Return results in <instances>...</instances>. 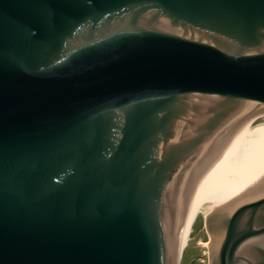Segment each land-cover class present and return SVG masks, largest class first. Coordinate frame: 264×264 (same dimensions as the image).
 I'll list each match as a JSON object with an SVG mask.
<instances>
[{
	"label": "water",
	"instance_id": "obj_1",
	"mask_svg": "<svg viewBox=\"0 0 264 264\" xmlns=\"http://www.w3.org/2000/svg\"><path fill=\"white\" fill-rule=\"evenodd\" d=\"M251 108L264 0H0V264H264Z\"/></svg>",
	"mask_w": 264,
	"mask_h": 264
},
{
	"label": "rangeland",
	"instance_id": "obj_2",
	"mask_svg": "<svg viewBox=\"0 0 264 264\" xmlns=\"http://www.w3.org/2000/svg\"><path fill=\"white\" fill-rule=\"evenodd\" d=\"M247 119L248 118H246L245 120ZM260 124H264V114L262 113H258L255 116L253 123L251 125L250 123L247 124L245 127H243V129L250 128V127L253 128ZM237 133L235 135H237ZM195 205H196V202L194 206ZM192 210L193 209L190 210L187 216V221L189 223V226L191 225L192 221L189 222L188 218ZM188 223L185 225L183 239L181 242L182 250L184 248L182 252L180 250V245H179V259L178 260L180 261V264H209L211 239L207 233L205 219H204L202 211L200 210V213L197 215V218H195L193 222L192 228L189 229L190 228L189 227L188 228L189 230L187 232Z\"/></svg>",
	"mask_w": 264,
	"mask_h": 264
},
{
	"label": "bare ground",
	"instance_id": "obj_3",
	"mask_svg": "<svg viewBox=\"0 0 264 264\" xmlns=\"http://www.w3.org/2000/svg\"><path fill=\"white\" fill-rule=\"evenodd\" d=\"M252 109V112H251V115H249V117H247L248 119L247 120H243V122L238 126V128H237V131H236V133L238 132V131H240L241 129H243V127H245L247 124H249L250 123V125L253 123V121H254V119H255V116L258 114V113H260V112H258L257 113V110L256 109H253V108H251ZM251 128V127H250ZM193 210H192V212H191V214H190V216H189V218H188V220H189V222H191V225L189 226V223H188V221H187V216H188V214L185 216V218L180 222V224L175 228L176 229V233H177V240H178V243H179V245H180V250H181V252L184 250V248H183V250H182V244H181V242H182V239H183V234H184V230H185V225L188 223V226H187V232H188V230L189 229H191L192 228V225H193V222H194V220H195V218H197V215L200 213V208H199V206H198V204L196 203V205L194 206V208H192ZM190 227V228H189ZM189 228V229H188ZM186 232V233H187ZM179 235V236H178ZM189 236V235H188ZM181 255V254H180ZM181 257V256H180Z\"/></svg>",
	"mask_w": 264,
	"mask_h": 264
},
{
	"label": "flooded vegetation",
	"instance_id": "obj_4",
	"mask_svg": "<svg viewBox=\"0 0 264 264\" xmlns=\"http://www.w3.org/2000/svg\"><path fill=\"white\" fill-rule=\"evenodd\" d=\"M208 219H209V220H208V221H209V223H211V221H212V220H211V219H212V217H211V218H208ZM216 264H217V263H216Z\"/></svg>",
	"mask_w": 264,
	"mask_h": 264
}]
</instances>
